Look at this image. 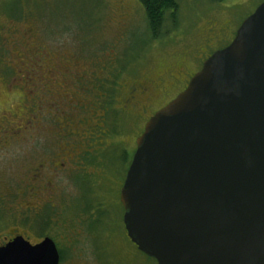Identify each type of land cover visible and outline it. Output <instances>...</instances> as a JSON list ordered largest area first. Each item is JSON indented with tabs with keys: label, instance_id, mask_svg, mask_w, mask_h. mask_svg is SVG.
<instances>
[{
	"label": "rangeland",
	"instance_id": "1",
	"mask_svg": "<svg viewBox=\"0 0 264 264\" xmlns=\"http://www.w3.org/2000/svg\"><path fill=\"white\" fill-rule=\"evenodd\" d=\"M177 1L152 38L138 0H0V235L49 237L63 264H152L121 225L119 190L152 114L122 109L125 86L167 85L180 56L220 49L263 0ZM112 67L116 84L92 89Z\"/></svg>",
	"mask_w": 264,
	"mask_h": 264
},
{
	"label": "water",
	"instance_id": "2",
	"mask_svg": "<svg viewBox=\"0 0 264 264\" xmlns=\"http://www.w3.org/2000/svg\"><path fill=\"white\" fill-rule=\"evenodd\" d=\"M129 240L157 264H264V0L145 123L119 190ZM0 264H58L22 238Z\"/></svg>",
	"mask_w": 264,
	"mask_h": 264
},
{
	"label": "flooded vegetation",
	"instance_id": "3",
	"mask_svg": "<svg viewBox=\"0 0 264 264\" xmlns=\"http://www.w3.org/2000/svg\"><path fill=\"white\" fill-rule=\"evenodd\" d=\"M234 35H235V33L230 37L229 41L220 48H223L226 45H228L231 42V40L233 39ZM217 49H219V48L216 47L213 50L206 51L204 53L202 52L203 53V54L201 53L202 56L200 54L199 56H197L195 58L189 57L188 55L180 56L179 58H182L183 61L176 67V69L172 72H171V70H167L163 73V75L168 74L169 78H171V81L167 85L162 86L159 83H157L154 78L144 76L140 80L138 79L136 81H133L132 84L125 86V93L121 99L122 109H125L128 113H131L133 115H137L139 117H143L148 112L151 111V113H152L151 115H148V117L145 116V118H146L145 122H146L150 118V116H152L154 114V112H156L161 107L165 106L169 101H171L173 98H175L181 91H183L186 88L190 78L193 76V74H195L201 68L203 61L211 53H213ZM175 55H176V53L174 54V56ZM185 59H188L189 63L191 62L188 66L184 63ZM194 62H195V64H194ZM97 79L98 78H95L94 81L92 82L93 88H96V89H97V87H94V84L96 83L95 80H97ZM105 81L107 83L108 79H105ZM172 84H173V86H172ZM171 86H172V88H169ZM108 90H109V87L107 84L106 90L104 92L101 91V96H103L107 102L109 101V99H107ZM105 95H107V96H105ZM161 95L163 97L160 100ZM91 103H93V102H91ZM109 110H110L109 106H106V108H104V109L100 108L99 111H109ZM143 119H144V117H143ZM145 122H144V124H145ZM100 206H101V204H99L98 208H96V215L97 216H98L99 210L101 209ZM96 215H95V213L92 214V216H94V217ZM122 215H123V213H122ZM121 225H122L124 233L126 234V232L124 230V225H123L122 219H121ZM19 237L22 238V240H24L25 242H27L30 245L38 244L39 242H41L45 238V237L24 236V235L15 234V233H6L3 235H0V249L4 248L7 244L12 243L15 239H17ZM134 247L137 249V247L135 245H134ZM55 248H56L57 253H58V264H63V259H64L65 255L63 256L62 253H60V251L57 249L56 245H55ZM138 252H140V251L138 250ZM140 254L143 255L144 257L148 258L152 262V264H157V262L153 258L143 254L142 252H140ZM99 258H100L101 262L99 261L98 264H114V263H111L108 259H107L108 263H106V261L104 260V257L101 255ZM66 264H75V263H73L72 261L71 262L68 261ZM130 264H142V263L134 262V263H130Z\"/></svg>",
	"mask_w": 264,
	"mask_h": 264
},
{
	"label": "trees",
	"instance_id": "4",
	"mask_svg": "<svg viewBox=\"0 0 264 264\" xmlns=\"http://www.w3.org/2000/svg\"><path fill=\"white\" fill-rule=\"evenodd\" d=\"M138 1L144 9L147 26L151 33L152 38L160 37L163 33V28L165 26V23L167 21H172V22L175 21L178 14V1L177 0H138ZM117 71H118L117 68L112 67L111 71L107 75L108 82L112 84H116L117 81L116 76L118 73ZM109 76L112 77L113 79H111ZM97 78H98L97 80L100 81H105L106 79L105 77H97ZM92 89L97 91L96 88H92ZM97 93H98V97L95 96V98H97L96 100H98V98L100 97L99 92ZM105 101L106 99L102 101L103 103H99V101L98 102L96 101L95 104L96 105L98 104L100 108L102 107L104 109L106 108V106L110 105V101L109 102L107 101L105 102Z\"/></svg>",
	"mask_w": 264,
	"mask_h": 264
}]
</instances>
